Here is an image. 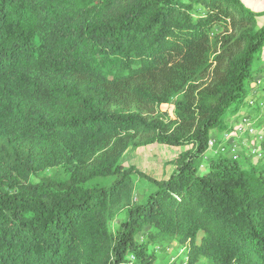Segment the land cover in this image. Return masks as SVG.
I'll return each mask as SVG.
<instances>
[{
  "label": "trees",
  "instance_id": "16d2710c",
  "mask_svg": "<svg viewBox=\"0 0 264 264\" xmlns=\"http://www.w3.org/2000/svg\"><path fill=\"white\" fill-rule=\"evenodd\" d=\"M122 1L0 0V264H154L171 245L179 264H264L261 109L259 158L204 162L248 106L264 12ZM152 144L179 150L159 180L121 162Z\"/></svg>",
  "mask_w": 264,
  "mask_h": 264
},
{
  "label": "rangeland",
  "instance_id": "374dc122",
  "mask_svg": "<svg viewBox=\"0 0 264 264\" xmlns=\"http://www.w3.org/2000/svg\"><path fill=\"white\" fill-rule=\"evenodd\" d=\"M107 5H104L102 2L101 13L106 17H118L124 9V3L122 0H105ZM252 6L248 9L253 11H260L263 9V0L252 1ZM263 25L259 24L261 28ZM258 27V26H257ZM258 27V28H259ZM262 56V55H261ZM261 58V57H260ZM256 59L253 61L252 69L254 72L261 71L264 69V60ZM249 97V96H248ZM169 112H171L172 107H169ZM241 111L238 112L240 114ZM259 115H262L259 113ZM263 116V115H262ZM229 115L225 118V122L229 119ZM258 117V112L254 114V118ZM229 121V120H228ZM221 131H213L210 134V140L213 141V146L211 147V152H209L205 158V164L208 163L211 159V156L214 153H218L219 150V139L224 135L221 134ZM249 138L242 137L240 143H236L238 153H242L243 149L245 152H248V148L252 146L253 140H248ZM245 142V143H244ZM179 150L174 148L160 146L156 144L148 145L141 148H131L123 156L121 162L124 167H135L139 172L145 174L148 177H151L155 180H159L167 176L170 172L169 161L174 158ZM236 151V152H237ZM255 159V158H254ZM239 164L242 168H246L247 165L243 160H239ZM49 175V174H48ZM37 182L38 180H34ZM134 193L136 200L140 201L149 190V185L140 178H136L133 183ZM168 250L164 253L162 248L156 249L158 260L154 264H179L182 263L183 258H185V252H183L180 247H176L175 250H172V245L167 248Z\"/></svg>",
  "mask_w": 264,
  "mask_h": 264
},
{
  "label": "built area",
  "instance_id": "2783aa9c",
  "mask_svg": "<svg viewBox=\"0 0 264 264\" xmlns=\"http://www.w3.org/2000/svg\"><path fill=\"white\" fill-rule=\"evenodd\" d=\"M264 84V69L260 71L256 80L251 85L249 97L246 99V106L241 110L240 114H235L229 117V121L226 123L230 128L228 132H226L220 139L219 150L220 153L234 154L237 151L236 143L243 144L241 142L242 137L249 138L255 142H259L261 139L262 132L257 128L253 127L250 117V110L253 107H259L264 114V96H262V92L260 89ZM248 139V140H249ZM245 143V142H244ZM213 146V141L209 140L208 148L211 150ZM248 154H250L253 158H259L258 148L254 145L248 148ZM168 250V249H167ZM166 250V251H167ZM185 264V263H183Z\"/></svg>",
  "mask_w": 264,
  "mask_h": 264
},
{
  "label": "crops",
  "instance_id": "0c3cea01",
  "mask_svg": "<svg viewBox=\"0 0 264 264\" xmlns=\"http://www.w3.org/2000/svg\"><path fill=\"white\" fill-rule=\"evenodd\" d=\"M241 3L246 7V8H250L253 4H252V1H255V0H240ZM263 9H261L260 11H253L254 13H262L264 12V1H263ZM250 10V9H249ZM259 24L260 25H263L264 24V16H261V17H258L256 18V25L259 27ZM263 27V26H262ZM260 28V27H259ZM261 59L264 60V49H263V52H262V56H261ZM261 60V61H262Z\"/></svg>",
  "mask_w": 264,
  "mask_h": 264
}]
</instances>
